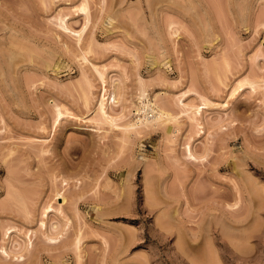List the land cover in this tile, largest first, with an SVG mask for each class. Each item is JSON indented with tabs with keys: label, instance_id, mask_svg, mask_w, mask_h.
I'll use <instances>...</instances> for the list:
<instances>
[{
	"label": "rangeland",
	"instance_id": "rangeland-1",
	"mask_svg": "<svg viewBox=\"0 0 264 264\" xmlns=\"http://www.w3.org/2000/svg\"><path fill=\"white\" fill-rule=\"evenodd\" d=\"M138 76L176 132L123 134ZM0 264H264V0H0Z\"/></svg>",
	"mask_w": 264,
	"mask_h": 264
},
{
	"label": "bare ground",
	"instance_id": "bare-ground-1",
	"mask_svg": "<svg viewBox=\"0 0 264 264\" xmlns=\"http://www.w3.org/2000/svg\"><path fill=\"white\" fill-rule=\"evenodd\" d=\"M82 9L84 10V6L82 7ZM85 17H86V21H85L84 25L80 29H77V30L68 26L67 21H66V19H67L66 16H64L63 18L60 19L62 29L64 31H66L69 35L70 34L73 35L78 43H80V41L82 39V36H83L85 28H86V24L88 23V20H89L87 12L85 13ZM175 33H176V31H175ZM82 50H83L82 51L83 54L84 53L87 54L88 51L86 52L85 51L86 49H82ZM85 54L82 55L83 59H87V57H86L87 55L85 56ZM96 70H97L98 76L101 80V83H102L101 87L102 88L100 90L101 94H99L100 96L98 98L97 106L93 109L94 115H96V118L93 115V118L90 117L89 120L93 122L94 120L97 119L96 120L97 122H101L102 124L103 123L108 124L109 125V127L107 126L108 128H110V126H114V127L118 126L119 125V124L117 125L118 119L121 120L126 115L122 114L121 116L118 115L119 117L118 116L115 117L109 113L108 107L111 104H117L118 102L120 103V100H121L120 98L122 97L120 94L121 92L119 91L120 90L119 89L120 88L119 87L120 82L117 78L116 79L113 78V79H111V81L108 82L106 79V76L104 75V72H102L98 69H96ZM136 81H137V91H136L137 94L135 95L136 96V102H133V106H134L133 112H135L134 113L135 118L130 119L129 121H127L126 123H124L122 125L121 129L124 130L123 134L127 135V133H130V132H134V134H135V133L140 132L141 129H152V128L155 129L158 126L161 127L163 125L168 124L169 122L172 125L174 124L173 126H175V127H173V130H172L173 132H176L177 128L180 129L179 127H177L178 125L175 124L178 116L176 117L172 113L171 109H169L168 106L163 102L164 100L161 98L163 95L161 97H159V94L157 93L158 96L156 94L151 96L147 90V85H146L147 82H144L143 77L138 76ZM239 86H241V85L239 84L238 86H236L233 89V91ZM187 91H189V89H187ZM185 93H186V91H184V90H183V92H181V95L179 97H177L176 103H178V102L180 103L182 112H184L186 114V118L188 120L195 123V125L197 126L198 133L200 134V131L203 128L201 125L202 122H200L201 120L199 119L201 116V109L203 107L209 106L211 103H210L209 99L207 100L206 97H204L203 95H202L203 96L202 97L200 94H198L200 96V99H199L200 105L194 106V104L186 103L183 101ZM232 93L233 92H231V94ZM156 96H157V98H156ZM86 101H87V98H86ZM54 106L57 109V116H56L57 118L55 120L58 123L59 122L58 119H60V116L62 114L64 115V113L66 114L67 112H66V110L65 111L61 110V106L56 104V103L54 104ZM62 111H64V112H62ZM129 112H130V110H129ZM170 128H168L169 131H171ZM125 132H127V133H125ZM201 132H203V131H201ZM129 135H131V134H129ZM190 143L191 142L185 143L186 144L185 145L186 153L190 158L191 157L195 158V154H194L195 152L192 151V148H191L192 146L190 145ZM55 195H56V199L61 198L62 202L64 201L65 198H64L62 191L56 192ZM58 205L60 206L61 203L58 202ZM54 208L51 204H49V205L47 204V206L45 205V207L43 208L44 209L43 210V216L47 217L48 213L51 210H53ZM56 208H59V207H56ZM57 210H59V209H57ZM51 226L55 227L54 225H51ZM41 227H43V228L46 227V223L44 220H41ZM44 235H45V233H44ZM53 237H55V236H53ZM29 241H30L29 238L24 240V248L28 247V245H31V242H29ZM2 251L4 253H6V255H7L5 247L2 248Z\"/></svg>",
	"mask_w": 264,
	"mask_h": 264
}]
</instances>
